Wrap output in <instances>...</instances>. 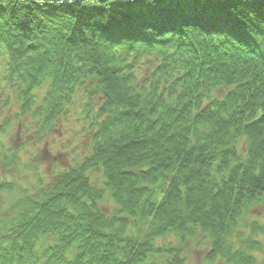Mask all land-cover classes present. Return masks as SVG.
<instances>
[{
  "label": "trees",
  "instance_id": "16d2710c",
  "mask_svg": "<svg viewBox=\"0 0 264 264\" xmlns=\"http://www.w3.org/2000/svg\"><path fill=\"white\" fill-rule=\"evenodd\" d=\"M122 5L81 0L80 11L56 15L37 0H0L3 34L28 55L20 64L10 57L15 66L0 76V109L13 92L15 118L34 119L42 141L79 99L88 102L89 153L35 202L88 221L95 264H187L174 244H160L171 235L208 241L206 264H260L264 224L247 214L264 202V173L249 176L264 157V62L248 32L264 41V1L159 0L149 14ZM33 30L39 43L26 35ZM11 129V120L0 125L3 136ZM1 139L0 156L18 158Z\"/></svg>",
  "mask_w": 264,
  "mask_h": 264
},
{
  "label": "clouds",
  "instance_id": "9594fccd",
  "mask_svg": "<svg viewBox=\"0 0 264 264\" xmlns=\"http://www.w3.org/2000/svg\"><path fill=\"white\" fill-rule=\"evenodd\" d=\"M37 3L42 11L50 8L56 15H73L80 11L76 5L81 0H37ZM158 4L159 0H124L121 11L132 5L138 14H149L156 10ZM228 11L235 15L232 7ZM144 30L149 31L150 26L146 24ZM26 35L33 43L40 42L35 30ZM260 35L264 36V30ZM248 36L255 60L264 62V41H257L251 30ZM23 47L26 45L4 35L0 26V76H8L10 67L15 66L10 63V57H18L16 64L28 59V55L20 57L17 52ZM0 159H4L5 164L0 170V185H11L10 190L0 191V234L7 237L0 238V264H95L98 258L95 241L81 227L88 221H69L67 214H59L60 205L49 203L41 207L35 202L40 190L55 183L54 178L67 169L57 168L55 172L46 174L47 165H42L39 159L17 160L7 150ZM257 169L264 173V157L252 165L249 176ZM62 204L67 212L74 211L67 207L66 201ZM258 239L261 240L257 249L259 262L264 264V238Z\"/></svg>",
  "mask_w": 264,
  "mask_h": 264
},
{
  "label": "rangeland",
  "instance_id": "374dc122",
  "mask_svg": "<svg viewBox=\"0 0 264 264\" xmlns=\"http://www.w3.org/2000/svg\"><path fill=\"white\" fill-rule=\"evenodd\" d=\"M82 1L96 5L97 2L99 3V1L102 0ZM103 1L106 5H116L124 2V0ZM140 72L143 71H139V73ZM142 75L143 74H139V77ZM44 93L45 88L37 91L38 102L40 104ZM7 95L9 96L8 103H6L3 109H0V125L3 124V122L7 123L11 120L12 129L7 136H3V134L0 133V137H2L1 140H4L9 148L13 146L18 149L16 155L19 160L39 159L42 165H47L45 167V173L47 174L55 172L57 168L69 169L74 167L89 153L92 134L88 131V120H85L86 108L88 105L87 100L79 99L75 107L70 108L68 116H63L59 119L56 129L42 141H37V132L39 131V127H36L37 122L32 118L29 121H25L24 119L17 120V118H15L17 105L14 103L15 106H11L16 95L13 92L7 93ZM12 95H14V97ZM1 104H3L2 101ZM97 104H99V100L95 97L90 102V105L96 107ZM9 111L10 114L8 115ZM243 143L240 144V148L245 150L246 142ZM91 177L94 183L100 180V177L95 174H91ZM56 178L57 176L54 179ZM101 208L109 212L112 207L109 201L105 199ZM247 215L248 218L256 219L264 224V202L254 203ZM260 237L264 238V234H260ZM168 243L174 244L182 251L187 264H206L204 257L208 250L209 243L208 241H204L201 236L185 243H179L176 241L175 237L171 235L166 237L160 244L166 245Z\"/></svg>",
  "mask_w": 264,
  "mask_h": 264
},
{
  "label": "bare ground",
  "instance_id": "6f19581e",
  "mask_svg": "<svg viewBox=\"0 0 264 264\" xmlns=\"http://www.w3.org/2000/svg\"><path fill=\"white\" fill-rule=\"evenodd\" d=\"M243 1H245V0H243Z\"/></svg>",
  "mask_w": 264,
  "mask_h": 264
},
{
  "label": "water",
  "instance_id": "95a60500",
  "mask_svg": "<svg viewBox=\"0 0 264 264\" xmlns=\"http://www.w3.org/2000/svg\"><path fill=\"white\" fill-rule=\"evenodd\" d=\"M264 1V0H263Z\"/></svg>",
  "mask_w": 264,
  "mask_h": 264
}]
</instances>
